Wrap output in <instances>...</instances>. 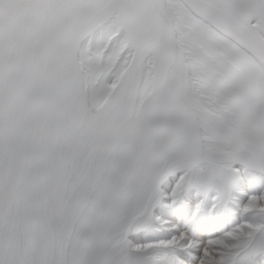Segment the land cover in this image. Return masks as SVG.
I'll list each match as a JSON object with an SVG mask.
<instances>
[{
	"label": "snow or ice",
	"instance_id": "1",
	"mask_svg": "<svg viewBox=\"0 0 264 264\" xmlns=\"http://www.w3.org/2000/svg\"><path fill=\"white\" fill-rule=\"evenodd\" d=\"M0 264H264V0H0Z\"/></svg>",
	"mask_w": 264,
	"mask_h": 264
}]
</instances>
